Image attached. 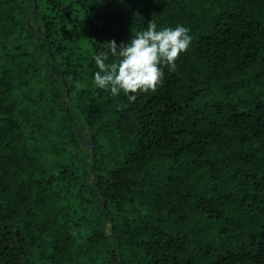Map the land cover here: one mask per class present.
<instances>
[{"label": "trees", "instance_id": "trees-1", "mask_svg": "<svg viewBox=\"0 0 264 264\" xmlns=\"http://www.w3.org/2000/svg\"><path fill=\"white\" fill-rule=\"evenodd\" d=\"M150 22L175 69L97 89ZM0 264H264V0H0Z\"/></svg>", "mask_w": 264, "mask_h": 264}, {"label": "clouds", "instance_id": "clouds-1", "mask_svg": "<svg viewBox=\"0 0 264 264\" xmlns=\"http://www.w3.org/2000/svg\"><path fill=\"white\" fill-rule=\"evenodd\" d=\"M188 29L182 25L157 30L148 23L128 41L117 45L106 43L92 57L95 65L93 81L97 89L108 90L113 96L123 94L135 100L137 92L154 91L161 82L164 67L175 69V60L190 44Z\"/></svg>", "mask_w": 264, "mask_h": 264}, {"label": "water", "instance_id": "water-1", "mask_svg": "<svg viewBox=\"0 0 264 264\" xmlns=\"http://www.w3.org/2000/svg\"><path fill=\"white\" fill-rule=\"evenodd\" d=\"M66 113H67V116H68V118H69V120H70V123L72 124V120H71V117H70V115H69V112L66 111ZM75 131H77V129H75ZM79 137H80V135H79Z\"/></svg>", "mask_w": 264, "mask_h": 264}]
</instances>
